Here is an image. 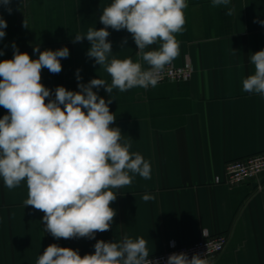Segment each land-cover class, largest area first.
I'll list each match as a JSON object with an SVG mask.
<instances>
[{
	"label": "crops",
	"instance_id": "1",
	"mask_svg": "<svg viewBox=\"0 0 264 264\" xmlns=\"http://www.w3.org/2000/svg\"><path fill=\"white\" fill-rule=\"evenodd\" d=\"M112 0H12L11 13L0 6L7 21L0 41L4 55L13 57L12 43L31 58L40 50L68 47L62 71L42 70L49 89L64 86L78 91L76 70L82 83L111 77L86 56L90 42L73 43L75 34L101 28L99 16ZM186 24L180 55L172 62H190L193 75L184 82H163L155 87L113 91L109 105L116 114L114 127L131 152L141 154L152 166L150 179L135 175L119 190L111 205L117 210L109 231L95 239H55L44 230V213L25 207L26 183L7 189L0 179V264H36L50 244L94 252L97 240L119 241L124 234L147 241L150 254L167 250L172 242L188 244L205 234H226L225 250L213 264H264V172L252 182L229 186L226 164L264 152V97L246 93L242 81L253 73L249 53L264 49V0H231V16L211 0H187ZM26 20L28 27H24ZM112 55L136 59V46L126 30L109 29ZM127 37L125 48L122 40ZM150 46L148 50L156 48ZM98 94L107 100L101 87ZM6 110L0 107V117ZM155 199L145 202L143 195Z\"/></svg>",
	"mask_w": 264,
	"mask_h": 264
},
{
	"label": "clouds",
	"instance_id": "2",
	"mask_svg": "<svg viewBox=\"0 0 264 264\" xmlns=\"http://www.w3.org/2000/svg\"><path fill=\"white\" fill-rule=\"evenodd\" d=\"M12 0H0L11 13ZM231 0H211L213 8L223 7L231 16ZM187 0H112L102 10L103 27L77 33L73 43L87 39L86 56L103 69L111 82L92 78L82 83L76 70L78 91L57 86L54 91L42 81V70L62 71L61 60L70 55L68 47L40 50L38 58L21 52L12 43L13 57L0 60V179L15 189L26 183L25 207L44 213V230L59 239H95L109 231L117 210L111 205L119 190L132 183L135 175L150 179L151 163L122 140V131L114 127L116 114L109 105L113 91L155 87L166 66L180 55L177 34L185 30ZM264 25V21H259ZM7 21L0 15V41L6 36ZM28 27L26 20L23 24ZM109 29L126 30L136 46V59L112 55ZM127 37L121 42L125 48ZM156 48L148 50L150 46ZM4 51L0 48V56ZM253 73L242 81L246 93L264 97V49L249 53ZM103 88L109 98L98 94ZM143 200L155 199L145 193ZM94 252L80 255L78 250L48 245L36 264H153L147 241L124 234L119 241L97 240ZM166 264H213L204 255L172 253Z\"/></svg>",
	"mask_w": 264,
	"mask_h": 264
},
{
	"label": "built area",
	"instance_id": "3",
	"mask_svg": "<svg viewBox=\"0 0 264 264\" xmlns=\"http://www.w3.org/2000/svg\"><path fill=\"white\" fill-rule=\"evenodd\" d=\"M193 66L187 62L183 66H177L173 63L166 66L161 74L158 84L163 82H184L191 79L193 75ZM264 172V152L257 153L245 158L231 160L226 164L225 178L217 177L216 183H224L229 186L243 184L255 181ZM228 243L226 234L209 235L205 234L202 238L188 243L176 244L172 242L169 248L163 252L151 255L149 257L153 264H166L168 256L172 253L186 252L191 258L198 253L212 262L225 250Z\"/></svg>",
	"mask_w": 264,
	"mask_h": 264
}]
</instances>
